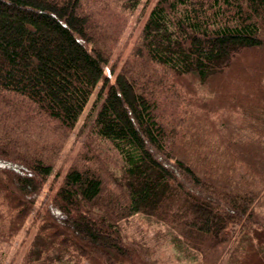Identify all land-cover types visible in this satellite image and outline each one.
Returning a JSON list of instances; mask_svg holds the SVG:
<instances>
[{"label": "trees", "instance_id": "trees-1", "mask_svg": "<svg viewBox=\"0 0 264 264\" xmlns=\"http://www.w3.org/2000/svg\"><path fill=\"white\" fill-rule=\"evenodd\" d=\"M140 3L0 0V248L23 232L18 264H158L125 235L140 213L219 264L259 221L264 0H155L122 57Z\"/></svg>", "mask_w": 264, "mask_h": 264}, {"label": "rangeland", "instance_id": "rangeland-1", "mask_svg": "<svg viewBox=\"0 0 264 264\" xmlns=\"http://www.w3.org/2000/svg\"><path fill=\"white\" fill-rule=\"evenodd\" d=\"M155 0H141V3L129 16L124 32L120 38L118 51L126 56L139 34L141 25ZM84 119L81 116L74 129L70 131L54 164L52 173L47 178L42 195L55 190L62 173L76 157L83 145L84 133H78ZM59 174L58 179L56 176ZM43 197V196H42ZM258 220L250 226L239 230L236 226L231 232V239L219 264H264V195L255 206ZM33 213V212H32ZM128 239H143L155 249L158 264H200V254L188 247L182 237L166 223L151 215L140 213L122 221ZM23 232L10 243L1 245L0 264H18L26 242L19 245ZM28 238V237H27ZM30 238V236H29ZM87 264V263H83Z\"/></svg>", "mask_w": 264, "mask_h": 264}]
</instances>
